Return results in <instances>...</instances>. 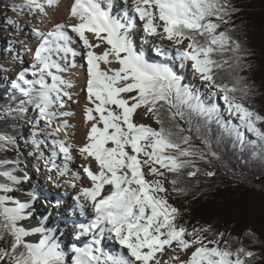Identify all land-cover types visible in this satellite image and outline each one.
Segmentation results:
<instances>
[{"label":"snow or ice","instance_id":"1","mask_svg":"<svg viewBox=\"0 0 264 264\" xmlns=\"http://www.w3.org/2000/svg\"><path fill=\"white\" fill-rule=\"evenodd\" d=\"M59 2L25 0L18 8L27 7L30 13L38 10L46 16L47 9L58 8ZM234 11L228 0H119V4L117 0H72L65 22L54 23L47 33L33 30L39 43L32 57V78L21 71L12 80L11 99H18L19 103L10 112L23 118L31 106L36 116L35 122L29 123L36 127L43 121L42 130L51 129L48 136L61 132L67 136L69 125L57 121L70 113L56 109L65 107L64 97L72 99L67 91L72 84L60 75L67 69L59 61L68 64L69 55H83L87 70L88 106L84 119L88 127L85 142L77 151L86 161L82 169L90 186L80 188L74 199L81 215H86V207L91 210L87 223L77 226L76 239L91 234V240L83 247L71 246V264H250L255 253L244 247L232 250L227 241L222 245L223 233L209 238L208 228L189 231L178 224L179 211L168 202L165 187L167 182L173 193L186 195V190L178 187L183 170L192 169L196 160L205 159V153L192 146L191 137L184 135L185 129L177 123V118L184 120V109L208 122L215 118L241 144L245 139L243 133L225 125L215 105L206 106L198 96L194 97L167 64L150 62L130 38L132 30L139 26L146 43L148 38L169 42L176 49L174 58L182 66L190 65L193 73L215 90L210 95L219 93L227 110L238 118L239 127L260 142L259 158L264 161V116L245 103L251 89L238 75L232 76L230 82L220 75L226 69L236 72L244 68L240 44L232 39L231 30H220L222 25L229 24L226 17ZM72 43L82 46L83 53L70 47ZM102 45L105 47L99 53L94 51ZM155 48L158 55L165 54L162 45ZM226 53L231 55L225 57ZM70 66H76L74 61ZM138 109L150 115L159 129L136 123ZM13 143L10 137L0 135V150ZM32 143L39 152V142ZM51 143V155L45 157L41 152L36 158L43 160L48 180L59 186L51 173L55 171L59 177L69 175L72 145L59 140ZM204 143L209 147L207 154L215 157L208 142ZM60 154L64 157L63 167L56 163ZM17 171H0V178L7 181L0 183V193H4L0 195V264H65L60 244L43 221L31 230L18 226L29 219L28 210L36 196L29 193L28 202L21 203L8 195L17 190L22 179H27L15 175ZM198 171L190 170L187 175L193 177ZM166 173H171L172 178L168 179ZM205 175L214 173L209 171ZM70 179L76 181L81 177L73 173ZM69 186L76 187L74 183ZM81 198L86 203H81ZM36 234L40 237L38 243L26 242V237ZM105 237L121 251H105L101 246ZM166 252L171 255L162 259Z\"/></svg>","mask_w":264,"mask_h":264},{"label":"trees","instance_id":"2","mask_svg":"<svg viewBox=\"0 0 264 264\" xmlns=\"http://www.w3.org/2000/svg\"><path fill=\"white\" fill-rule=\"evenodd\" d=\"M8 1L0 0V8H4V12H8L11 6ZM228 2L235 11L226 17L230 22L222 25L220 30H231L229 34L232 39L240 44L244 68L236 72L226 69L220 75L225 82H230L234 75L242 77L251 89L245 100L246 105L264 116V0ZM229 55L226 53L225 57ZM1 71L0 135L10 137L14 143L4 145L5 150H0V162L15 161V149L24 137L31 136L27 124L31 125L30 120L35 122L36 113L31 106H28L23 118L9 111L16 108L19 100L11 99L10 85L3 81L5 73ZM192 95L197 96L194 93ZM184 111V120L177 118V123L185 129L184 135L191 137L192 146L205 153V159L196 160L194 168L183 170L178 187L184 188L186 195L173 193L169 184V197L175 202L173 207L179 211L177 223L189 231L193 228H208L209 238L213 234L223 233L222 245L227 241L232 250L244 247L255 253L250 264H264V161L259 158L262 150L260 142L246 129L242 132L235 122L225 119L218 110V117L225 125L243 133V144L234 135L225 132L215 118L208 122L187 109ZM156 126L158 130L159 125ZM189 127L191 132L188 131ZM204 141L210 145V151L216 153L215 157L207 154L209 147L205 146ZM14 166L16 163H0V171L11 170ZM195 169H199L197 174L188 177L187 172ZM209 171L214 175H205ZM166 175L168 179L172 178L171 173ZM6 182L0 178V183ZM247 233L253 235L250 237Z\"/></svg>","mask_w":264,"mask_h":264},{"label":"bare ground","instance_id":"3","mask_svg":"<svg viewBox=\"0 0 264 264\" xmlns=\"http://www.w3.org/2000/svg\"><path fill=\"white\" fill-rule=\"evenodd\" d=\"M19 1H20L19 2L20 5L25 4V0H19ZM71 2H72V0H60L58 8L47 9V15L46 16L41 14L38 11L41 14V17H43V20L46 22V26H47V30L45 29L43 31V33H47L48 31H50L51 28L54 26V23L65 22V19H66L67 14H68V8H69V5ZM117 4H119V0H117ZM25 9L28 10L27 7H25ZM114 14H115V9H114ZM136 23H137V25H139L140 22L137 20ZM15 27L17 28V32L21 36H24V35L30 36V34L26 31L24 24L22 22L19 23V25L15 26ZM139 28H140L139 33L141 34V38L144 41L143 45L148 46L150 44V45H154V47H155V45H162L165 50H167V51L173 50V52H176V49L171 44H169V42L161 41L159 38H148V42L146 43L142 27H139ZM37 29H38V27H37ZM86 35H88L89 38L91 39L90 34H86ZM130 38L132 39L135 48L138 50L140 45L138 47V38H137V33L135 32V30H132ZM74 39L78 41V38L74 37ZM38 43H37V45H38ZM141 45H142V43H141ZM36 46L35 47H32V46L28 47V50H29V52H31V54L34 53ZM70 47H72L75 51H77L79 53H83V48L78 43H72L70 45ZM103 47H105V46L102 45L101 49H94V51L99 53ZM141 49L142 50L145 49L143 53L146 55V58H148L147 54H148V52L150 53V51L146 50V48L144 46L141 47ZM18 52H16L17 55H18ZM155 55H156V53L153 55V53L151 52L152 57H154ZM163 57L160 59H157L158 61L156 63L166 62L167 60ZM68 61H69V63L66 64V67H65L67 70L65 72L61 73L60 75L62 76L63 79L71 82L72 87L68 88L67 91L69 93H71L72 99L69 100L67 97H64L63 99L65 101V107L63 109H57V111L59 110L61 112L70 113L69 117L68 116H61L62 118L58 119V121H57L58 123H67L69 125V127L67 129L68 135L65 136L64 132H61L57 136H48L47 131H51V129L44 130V132L46 133V137L48 138L47 140L50 141L49 144H52L51 142L53 140H59V141H64L66 143V145H68V144L72 145V148L70 150V155L72 156V159L70 161H68V168L70 170L69 175L64 176V177H59L56 175V172L53 171L51 173V175L53 177H55L58 184H60L59 186L55 187V185H52L53 183L51 181H49L47 178L49 173L46 171L43 161H42V163H43V165H42L40 160H37V163H41V165L43 166V168L41 166V170H43V171H41V172L37 171L36 172L39 177L43 178V180L41 179V181H44V183L49 185L51 190L52 189L53 190L60 189L59 191H61V194L63 193V196L61 197L60 195H54L53 193H50V190L48 192V190L44 189V185H42L40 183H31V181L29 179L30 175L25 174L24 176H27V179L25 180L26 183L24 186L27 190H25V194L23 196H21L20 198H18L17 200H19L21 203L28 202V200H29L28 194L32 193L36 196V200H38V201L39 200H43L42 202H45L44 200L49 201V203H46V205L44 203H41L40 204L41 209L36 207V203H35L36 200L31 202L32 207L28 210L30 212V216H29V219L27 221H25L27 223V225L26 226L24 225V227H26L27 230H31L32 228L40 227L41 221H43V225L46 228L52 229V231L55 235V238L57 239L58 243L60 244V250L62 251V253H65L68 256L70 255L72 257L73 253L71 252L70 249H71V246L73 244H76V243H73L76 240V238H75L76 234H73V237L70 240H68L67 236L65 237V234H67L68 230H71L74 232L73 228L76 226L77 220L80 219V217H79L80 216V210L78 208H76V209H78V211H73V212L66 214L65 211L67 210V208H66V205L62 202V199L70 196L71 200L73 201L74 207H76V201H75L74 197H76L78 195L80 188L90 186V182L85 177V175L83 173V169H82V165L85 164L86 161L83 159V157H81L79 155V153L77 151V148L79 146H82L83 143L85 142V133H86L87 127H88V125L85 123V119H84V110H85V107L88 106V101L86 98L87 93L85 90L86 89V81H87L86 64H85L83 55H78L75 58H73V57H71V55H69ZM73 61L76 65L75 67L70 66V63ZM149 61L152 62L153 59H150ZM59 62L61 64V66H63V63H65L64 60H60ZM180 63H181V61H180ZM167 65L172 69L171 65H169V64H167ZM184 66H183V69H185V70L189 69V71L191 72V74L193 76V81H197V83L204 84L199 79V77L193 73L190 65H186V68H184ZM80 67H81V69H80ZM103 67H104V65L101 64V68H103ZM66 103H72L73 109H69V111H68L66 109V107H67ZM229 114L231 115V118H234V119L237 118L236 116L232 115L230 112H229ZM43 127H44V124H43ZM26 137H24L21 140V142H20L21 145L24 142V140L26 139ZM35 141L39 142L38 139H35ZM26 145H28V144H24V146H26ZM34 145L35 144H33L32 147H34ZM52 150L53 149L51 146L50 154H51ZM41 152L43 154H45V156L48 157V155H46V151L42 148V146L39 145L38 155ZM35 157H37V156H35ZM63 159H64L63 154H61V160L63 161ZM15 161H18L17 156H16ZM20 162L22 165L21 168L24 169V166L27 165V161L25 160V158L23 157L22 154L20 157ZM59 166L63 167L64 164H61L59 161ZM16 167L20 168L19 165L18 166L16 165ZM73 173L79 175L81 177V179L76 180V181L71 180L70 177ZM24 176H22V177H24ZM67 179L69 180L70 183H74L76 185V187L75 188L70 187V186L66 187V185L68 184ZM148 179L151 180V179H153V177H150ZM8 195H11V194L9 193ZM14 197L16 198V196H14ZM81 203H86L83 200V198H81ZM43 204L45 205V207L47 209V211H45V212L43 211L44 209L42 210ZM88 209L89 208L86 207L85 211ZM47 212H48V214H47ZM89 212H91L90 209H89ZM51 214L54 215V219H51V217H50ZM68 236L70 238V233ZM39 238H40L39 234L29 236L28 238L26 237L27 240L30 241L31 239H34L37 243L39 242ZM77 241H78V243L76 245L79 247H83L86 243L89 242L86 240V238L84 236L80 237ZM101 246L104 248L105 251L110 252V249H108V247H109L108 245L102 244ZM117 247L119 248V246H117ZM120 251H121V249H120ZM167 257L168 256L164 255L162 257V259H167Z\"/></svg>","mask_w":264,"mask_h":264},{"label":"rangeland","instance_id":"4","mask_svg":"<svg viewBox=\"0 0 264 264\" xmlns=\"http://www.w3.org/2000/svg\"><path fill=\"white\" fill-rule=\"evenodd\" d=\"M8 2L11 4L8 12H4L5 11L4 8H0V68H1L0 70H2L1 72L5 73L3 81L5 83H7L8 85H11L12 80H14L15 77L18 75V73L21 71H26L28 73L27 78H29V79L32 78L31 77V70H32L31 66L33 63L32 57H33L34 53L31 54V52H29V50H28V47L29 46L35 47L37 45V43L39 42V38L33 34V30L35 29L36 31L43 32L45 29L47 30V26H46V22L43 20V17H41V14L38 12V10L30 13L29 10H26L25 8L23 10H20L18 8V6H21L19 3L20 2L19 0H10ZM21 22L24 24V27H25L26 31L30 34V36H25V35L21 36L17 32V28L15 26L19 25V23H21ZM37 27H38V29H37ZM133 30H135V32L137 33L138 47L140 45L138 51L144 52L145 49L142 50L141 47H143V46L146 47L147 45H143L144 41L141 38V34L139 33L140 28L135 27ZM141 43H142V45H141ZM148 46H149L148 47L149 51H150V49H149L150 47L155 49V47H153L154 45L149 44ZM165 51L166 52H165V55L163 58H165L167 61L164 63L172 66L173 72L180 78L181 85L186 86L191 93H194L195 95H197L205 105H207V106L208 105L218 106L219 107L218 109L220 110V112L222 111L221 114L226 119L227 116L225 115V112H224L225 109L223 107H221V105H219V103L221 102V100H220L221 98L220 97L218 98V95L220 96V94L217 93L218 95L216 94L215 96L210 95V93L215 91L214 89H209L206 84L197 83V81H193V76H192L191 72L189 71V69L188 70L183 69V66L180 63V61H178L174 58L175 52H173V50H168V51L165 50ZM16 52H18V55ZM154 52H157V51H154ZM147 56H148L147 59L152 57L151 52L150 53L148 52ZM169 56H171L172 59H169V58L167 59V57H169ZM145 57H146V55H145ZM62 67H66V63H63ZM184 68H186V65L184 66ZM80 69H81V67H80ZM1 77H2V75H1ZM0 80H2V79L0 78ZM66 105H67L66 109L68 111H69V109H73L72 103H66ZM227 115H228V113H227ZM135 116L136 117H134V119H135L136 123H144L149 127L157 129L155 122L150 118V116L143 114V109H138L137 114ZM68 117H69V115H68ZM60 118H62V117L61 116L58 117V119H60ZM230 119L233 122H235L237 125H239L238 118H236V120L234 118H230ZM43 124H44L43 121H40V123L38 124L40 126H36V127L30 126L29 124H27V129H32V130H35L37 128H43L44 129ZM53 127H55V124L53 125ZM41 132H42V134H40ZM30 134L33 137V140H35V139L39 140V145L42 146V148L46 151V155L50 156L51 155L50 154V148H51L52 144H49L50 141L47 140L48 138L46 137V133L44 132V130L38 131L37 135H35V136H33V133H30ZM27 137H28V135H27ZM33 148L29 147V145L24 146V145L19 144V147H17V149H15L16 155H17V160L19 161L18 163H16V165L17 166L19 165L20 168L14 166L18 170L14 174L21 177V178H23L22 176H24L25 174H28V175H30L29 179H30L31 183H40V184L44 185V189L48 190V192L50 190V193H53L54 195H60L62 197L63 193L61 194V191H59L60 189H58V190L52 189L51 190L49 185L44 183V181H41V179L43 180V178H41L40 180L37 179L38 174L36 172L38 170H37L36 166L37 165L39 166L40 172L43 171V170H41V166L43 165V163H42L43 160H40L42 165H41V163L40 164L37 163V158L35 156L38 155V152L34 151L35 149L33 150ZM29 149H32V150H30V152L27 153V150H29ZM21 154L23 155V157L27 161V165L24 166V169L21 168L22 167L21 162H20ZM44 156H45V154H44ZM45 157H47V156H45ZM56 161H57L56 163L58 166H59V161L61 164H64V159H63V161L61 160V154L57 156ZM59 167H61V166H59ZM42 168H43V166H42ZM150 177L151 176H149L147 178H150ZM67 182H68V184L66 185V187L67 186L69 187V184H70L69 180ZM25 183H26L25 180L22 179L21 185L24 187L23 190H21V191L16 190L14 193H10L14 199H18L25 194V190H27L24 186ZM165 187L168 189V192L166 194L168 202L173 206V205H175V202L173 201V199H171L169 197L170 187H169V184L167 182H166ZM0 195H4V193H0ZM14 196H16V198ZM42 201L43 200H39V201L36 200L35 201L36 207L41 209V205H40L41 203H44L45 205H46V203H49L48 200H44L45 202H42ZM62 202L66 205V208H67V210L65 211L66 214L73 212V211H77L76 207H74L73 201L71 200L70 196L62 199ZM44 204H43L42 210L44 209L43 211L45 212V211H47V209H46ZM47 214H48V212H47ZM50 217H51V219H54L53 214H51ZM24 225L25 226L27 225V223L25 221L20 222V224L18 226H24ZM69 233H70V238L68 236ZM73 234H74L73 231L68 230L67 234H65V237L67 236L68 240H70L73 237ZM26 242L37 243L34 239H31L30 241L26 239ZM102 244L108 245L109 246L108 249H110V252L120 251V249L117 247L118 245H115L114 241L107 239V237H105V239L102 241ZM63 254H64L65 264H71V256L70 255L68 256L65 253H63ZM168 254L171 255L170 252H166L165 256H169Z\"/></svg>","mask_w":264,"mask_h":264}]
</instances>
